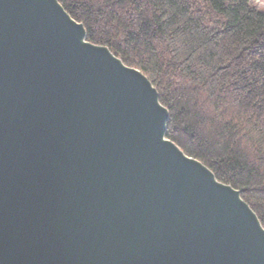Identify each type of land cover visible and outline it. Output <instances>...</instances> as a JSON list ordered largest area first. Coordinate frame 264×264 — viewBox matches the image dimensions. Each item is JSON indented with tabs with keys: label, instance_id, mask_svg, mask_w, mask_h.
<instances>
[{
	"label": "water",
	"instance_id": "obj_1",
	"mask_svg": "<svg viewBox=\"0 0 264 264\" xmlns=\"http://www.w3.org/2000/svg\"><path fill=\"white\" fill-rule=\"evenodd\" d=\"M58 0H0V264H264L241 192Z\"/></svg>",
	"mask_w": 264,
	"mask_h": 264
},
{
	"label": "trees",
	"instance_id": "obj_2",
	"mask_svg": "<svg viewBox=\"0 0 264 264\" xmlns=\"http://www.w3.org/2000/svg\"><path fill=\"white\" fill-rule=\"evenodd\" d=\"M169 110L167 138L264 227V10L251 0H58Z\"/></svg>",
	"mask_w": 264,
	"mask_h": 264
},
{
	"label": "rangeland",
	"instance_id": "obj_3",
	"mask_svg": "<svg viewBox=\"0 0 264 264\" xmlns=\"http://www.w3.org/2000/svg\"><path fill=\"white\" fill-rule=\"evenodd\" d=\"M251 2L256 5L258 8L264 10V0H251Z\"/></svg>",
	"mask_w": 264,
	"mask_h": 264
}]
</instances>
